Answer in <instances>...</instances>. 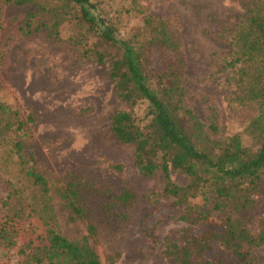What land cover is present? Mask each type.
<instances>
[{
    "label": "rangeland",
    "instance_id": "obj_1",
    "mask_svg": "<svg viewBox=\"0 0 264 264\" xmlns=\"http://www.w3.org/2000/svg\"><path fill=\"white\" fill-rule=\"evenodd\" d=\"M93 1L122 38L135 34L144 38L143 21L149 16L162 19L173 41L166 62L178 72L185 107L198 116L211 138L237 135L243 146H257L259 129L253 123L264 115V100L245 97L246 79L238 68L242 65L235 62L231 67L229 62L236 57L233 35L264 0ZM63 10V0L22 5L0 0V103L10 109L9 114H0V223L20 205L38 203V189L24 175V169L32 167L51 186L70 185L76 191L82 213L74 221L52 194L56 225L72 241L86 237L102 264H108L110 256L113 264H180L162 255V239L188 224L169 208L171 199L162 195L161 172L142 174L135 164V144L121 142L111 128L112 116L123 110L145 124L147 103L131 105L119 98L109 62L82 55L78 45L82 31L68 16L72 11L57 30L52 27L54 14ZM146 55L151 69L163 68L165 60L157 46ZM15 119L25 122L23 130H15V125L1 128ZM210 123L218 127L217 134L208 131ZM16 142L24 146V158L13 153ZM172 180L185 185L189 177L173 171ZM124 193L126 200L120 198ZM250 195V204L235 216L256 234L264 231V180ZM207 197L209 208L213 198L211 193ZM228 212L225 208L213 215L219 218ZM29 220L22 224L28 232L19 235L21 242L31 230L43 233L38 222ZM201 228L195 227L193 234ZM151 234L158 238L152 249L147 242ZM17 251L0 243V264H23ZM252 252L264 261V246ZM218 254L223 252L213 244L207 256Z\"/></svg>",
    "mask_w": 264,
    "mask_h": 264
},
{
    "label": "trees",
    "instance_id": "obj_2",
    "mask_svg": "<svg viewBox=\"0 0 264 264\" xmlns=\"http://www.w3.org/2000/svg\"><path fill=\"white\" fill-rule=\"evenodd\" d=\"M22 5L31 0H6ZM66 10L54 14L52 27L57 30L68 16L80 27L78 38L82 55L96 62H109V76L115 84L116 93L131 105L145 101L146 123L131 111H118L111 119L115 136L123 143L135 144V164L144 175L160 171L163 180L162 195L171 199L168 206L188 226L162 239V255L180 264H264L252 252L264 246V231L253 234L236 213L251 202V191L264 180V115L253 125L259 129L258 143L249 149L242 145L237 135L213 139L198 116L185 107V89L181 86L178 72L166 62L168 50L173 48L165 23L152 16L143 21L140 38H122L114 25L97 11L93 0H63ZM245 23L233 35L236 57L229 62L233 67L240 62L245 97L264 100V6L252 8ZM31 22H26V27ZM91 40L89 43L88 40ZM157 46L165 60L163 68L149 67L147 52ZM148 50V51H147ZM10 109L0 103V114H9ZM18 117L17 112L13 113ZM31 119H28V122ZM1 125L2 129L23 130L25 122L15 119ZM14 130V131H15ZM208 131L217 134L214 123ZM1 136V130H0ZM13 153L24 158V146L14 144ZM29 157V154H26ZM118 168V167H116ZM176 171L189 177V182L180 185L172 180ZM24 175L38 189V203L22 204L0 223V243L7 248L17 247L23 256V264H102L94 247L86 237L72 241L64 236L56 225L52 194L72 214L71 220L81 215L77 205V193L68 186L53 187L48 180L32 167L24 169ZM213 203L206 207L207 194ZM121 199L126 200L127 194ZM229 212L219 218L213 212ZM33 219L41 225L43 233L31 230L30 236L20 241L26 231L22 224ZM34 222V223H35ZM36 224V223H35ZM195 227H202L193 234ZM90 232H95L90 227ZM151 249L158 238L151 234L148 241ZM217 244L223 255L212 258L207 252ZM254 255V256H253ZM108 264H113L112 256Z\"/></svg>",
    "mask_w": 264,
    "mask_h": 264
}]
</instances>
